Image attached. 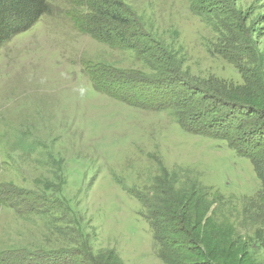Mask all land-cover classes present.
<instances>
[{"label": "rangeland", "instance_id": "obj_1", "mask_svg": "<svg viewBox=\"0 0 264 264\" xmlns=\"http://www.w3.org/2000/svg\"><path fill=\"white\" fill-rule=\"evenodd\" d=\"M219 2L233 12L226 22ZM49 4L0 47V264H165L128 191L150 189L162 169L218 190L252 240L262 226L244 214L261 189L251 161L184 131L174 109L134 103L124 83L161 76L132 47L147 36L197 81L242 87L239 64L264 83V0H214L201 12L191 0ZM121 31L133 34L128 45L107 40ZM249 250L264 264L261 245Z\"/></svg>", "mask_w": 264, "mask_h": 264}, {"label": "trees", "instance_id": "obj_2", "mask_svg": "<svg viewBox=\"0 0 264 264\" xmlns=\"http://www.w3.org/2000/svg\"><path fill=\"white\" fill-rule=\"evenodd\" d=\"M191 1L199 12L203 11L202 7L209 9L207 6L211 7L210 3L214 2ZM216 5L223 6L218 12L225 16L222 22H226L233 12L220 2ZM50 9L49 0H0V47L30 29ZM110 18L122 26L131 23L117 13H112ZM132 37L128 31H121L114 37L107 33V40L126 45ZM132 47L149 53L146 61L161 73L151 81L124 83L126 94L127 91L134 93L132 98L135 100L132 101L156 109H174L177 122L184 131L225 141L239 156L251 161L261 182L258 195L244 208L246 219L249 220L247 215L250 214L254 217L252 225L262 226L254 231L252 240L244 235L237 218L223 209L228 202L226 197L203 184L194 173L185 171L184 176H179L162 169L150 189L139 192L129 189L144 209L143 218L153 233L157 257L165 264H256L249 255V248L254 242L264 248L262 74L258 80H251L250 70L238 64L246 77L242 87L226 86L212 78L197 81L181 69L173 56L156 46L151 37L147 36ZM152 59L155 64L150 62Z\"/></svg>", "mask_w": 264, "mask_h": 264}]
</instances>
